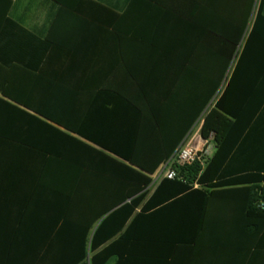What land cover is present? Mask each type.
<instances>
[{
	"label": "trees",
	"instance_id": "16d2710c",
	"mask_svg": "<svg viewBox=\"0 0 264 264\" xmlns=\"http://www.w3.org/2000/svg\"><path fill=\"white\" fill-rule=\"evenodd\" d=\"M193 25L196 36L172 40L182 50L170 55L172 62L186 68L167 75L170 90L179 73L188 80L187 102L180 104L186 116L174 120L181 126L170 128L169 119L158 116L162 103L153 100L150 115L139 111L137 124L118 135L119 148L102 142L97 143L106 148L84 146L85 164L68 163L61 149L15 151L46 157L50 164L40 175L60 180L38 188L45 194L39 203L52 206V227L11 231L0 264H131L132 242L149 237L138 223L179 205L202 207L200 216L210 204L233 207L256 254L262 230L264 239V0L204 1L201 21ZM7 56L0 51V142L25 143L17 138L18 127H48L43 120L50 117L27 112L41 114L10 84L3 69L12 63ZM199 118L200 137L213 133L212 155L175 166L176 178L161 179L150 189L153 174Z\"/></svg>",
	"mask_w": 264,
	"mask_h": 264
},
{
	"label": "crops",
	"instance_id": "0c3cea01",
	"mask_svg": "<svg viewBox=\"0 0 264 264\" xmlns=\"http://www.w3.org/2000/svg\"><path fill=\"white\" fill-rule=\"evenodd\" d=\"M204 1L212 0H0V51L12 61L3 69L41 114L27 112L50 117L48 127H18L25 143L0 142V255L11 231L52 227V206L39 203L38 188L60 180L40 175L46 157L15 151L61 149L68 163L85 164L84 146L119 148L118 135L137 124L139 111L148 117L153 100L170 128L181 126L174 120L186 116L188 80L179 73L170 90L168 71L186 68L172 62L182 52L172 40L197 35ZM164 212L138 223L149 237L132 242L131 264H264L263 230L252 254L233 207L210 204L203 216L191 205Z\"/></svg>",
	"mask_w": 264,
	"mask_h": 264
},
{
	"label": "built area",
	"instance_id": "2783aa9c",
	"mask_svg": "<svg viewBox=\"0 0 264 264\" xmlns=\"http://www.w3.org/2000/svg\"><path fill=\"white\" fill-rule=\"evenodd\" d=\"M201 122L202 120L199 118L193 124L174 154L153 174L149 185L150 189L161 179L173 180L176 178L175 166H183L195 161L203 162L212 155L214 151L213 133L209 132L206 138L202 139L199 135ZM193 187L196 185L194 184ZM258 206L262 207V204L260 203Z\"/></svg>",
	"mask_w": 264,
	"mask_h": 264
}]
</instances>
